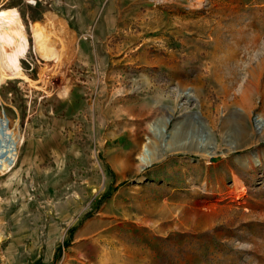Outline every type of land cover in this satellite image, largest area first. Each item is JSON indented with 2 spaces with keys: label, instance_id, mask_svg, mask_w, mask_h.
<instances>
[{
  "label": "rangeland",
  "instance_id": "rangeland-1",
  "mask_svg": "<svg viewBox=\"0 0 264 264\" xmlns=\"http://www.w3.org/2000/svg\"><path fill=\"white\" fill-rule=\"evenodd\" d=\"M69 1L0 0V264L47 136L86 203L49 264H264V0Z\"/></svg>",
  "mask_w": 264,
  "mask_h": 264
},
{
  "label": "crops",
  "instance_id": "crops-1",
  "mask_svg": "<svg viewBox=\"0 0 264 264\" xmlns=\"http://www.w3.org/2000/svg\"><path fill=\"white\" fill-rule=\"evenodd\" d=\"M69 2L75 6L81 4L79 0ZM53 138L47 136L45 141L33 143L30 158L21 164L24 172L16 177L19 206L10 222L14 226L22 222L24 226L17 234H4V264H49L65 231L86 212V203L82 204V183L73 176H64L65 165L60 161L62 148L58 145V153L53 152ZM70 151L76 152L73 148ZM51 154L55 160L49 163ZM33 213L39 217L30 220L29 215ZM5 223L6 220L0 219V225ZM87 224L84 221L80 227L79 238L86 236Z\"/></svg>",
  "mask_w": 264,
  "mask_h": 264
},
{
  "label": "bare ground",
  "instance_id": "bare-ground-1",
  "mask_svg": "<svg viewBox=\"0 0 264 264\" xmlns=\"http://www.w3.org/2000/svg\"><path fill=\"white\" fill-rule=\"evenodd\" d=\"M7 28H9V29H7ZM13 28H15V27L13 26L11 21H9L7 18H6V20H2V23L0 24V31H4V29H6L7 31L9 30V32H10V29H13ZM13 31H12V33H13ZM4 34H7V33H4ZM9 34H11V33H9ZM45 74H46L45 76H48L47 77L48 81H63V77H62V79L59 80L56 77H54L53 74L51 75V74H48L46 72H45ZM260 124L263 126V122L261 120H260ZM204 151H205V148H204ZM207 153L212 154V152H207ZM152 159H153V154H152L151 149L148 147V145H144L142 152L139 155V161H140L141 168H143L145 165H147L149 162H151Z\"/></svg>",
  "mask_w": 264,
  "mask_h": 264
},
{
  "label": "water",
  "instance_id": "water-1",
  "mask_svg": "<svg viewBox=\"0 0 264 264\" xmlns=\"http://www.w3.org/2000/svg\"><path fill=\"white\" fill-rule=\"evenodd\" d=\"M194 115H195V117H197V113H194ZM173 134V133H172ZM167 137L168 138H172V135L171 134H168L167 135ZM163 146H165V148H167V149H176V148H178L179 146H177V145H174V144H172V143H167L166 141L164 142V145ZM213 147H214V142H212V143H209V144H207L206 145V147H205V152L207 151V152H211L212 150H213ZM203 149V148H202Z\"/></svg>",
  "mask_w": 264,
  "mask_h": 264
}]
</instances>
